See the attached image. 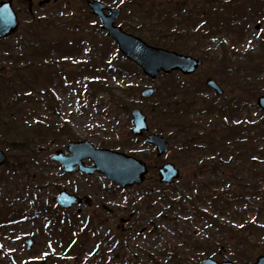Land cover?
Returning <instances> with one entry per match:
<instances>
[{
    "label": "rangeland",
    "instance_id": "374dc122",
    "mask_svg": "<svg viewBox=\"0 0 264 264\" xmlns=\"http://www.w3.org/2000/svg\"><path fill=\"white\" fill-rule=\"evenodd\" d=\"M42 1L44 0H32L31 2L27 0V4L19 11V30L6 40L0 41V114L2 113L0 115V148L8 158L6 163L9 162L10 165L0 166V222L7 215L10 218V221L5 222L8 229L2 230V235H0V264H22L26 260H43L45 255L52 254L55 249L47 245L48 240H51L55 247L62 249L61 242L64 241V246L67 245L68 237L74 236L70 235L71 231L80 226L74 220V213L77 211L81 212V223L86 225L87 220L93 218L96 222L94 226L101 229L103 236L107 237L110 231L118 236L113 229L120 223L121 215L109 224L108 222L104 224L105 217L109 214L103 208L106 207L107 212L114 210L120 214L123 210L124 217L127 218L130 204H128V199L125 200V195L117 189H109L111 185L99 174L90 179L83 178L81 174L67 175L57 163L51 160V156L56 151L66 152L68 142L75 140H89L99 148L114 150L122 148L123 152L137 153L138 158L146 161L155 174L151 173L149 176L148 184L150 185H154L156 179L158 181L159 167L170 162L181 170V177L176 182L179 187L186 184L188 189L191 188L190 192L197 194L199 187L206 189V184H208L209 188L206 189L208 194L212 190L214 194H227L222 200L223 203L220 201L217 205L220 208L218 211L213 209L215 202L211 200H206L202 204L207 210H210L209 205H211V214H215L213 217L218 218L220 220L218 222L222 225L228 226L223 228L222 236L217 235V231L210 228L206 219L199 220L193 214L176 216L169 214L166 218H160L145 212L144 216L148 217L147 222L140 220L138 215L135 216L130 224L126 225L129 231L125 229L124 232L132 237L129 244L138 246L142 250L141 253L138 252L137 257L145 258L144 252L156 254L162 248L157 238L151 234L150 223L158 229L162 238L182 255V258H189L192 254L189 247L193 242L208 241L211 239V234L215 235V240L223 242L219 252L229 259L244 263L255 261L257 257L264 255L263 164L255 162L251 165L244 160L240 168L234 170L232 166L225 167L221 169V173L214 175L210 169L214 155H211L209 151L202 156L205 163L199 161L196 165L190 163L187 165L182 164L185 163L184 158L187 156L177 155L180 145L176 142L170 140L171 151L159 158L153 154L154 150L143 145L140 139L138 141L136 139L137 142L130 140L132 127L130 110L135 106L147 114L152 132H158L160 129L164 136L169 138L174 131H179L181 123H190V118L197 121L204 119L201 117L202 114L193 112V110H189L187 116L179 112H175L178 114L175 116L172 111H169L173 109L172 106L164 111L156 107V102L160 100L164 107L170 106L175 98L174 93L180 92V89L186 94L192 93L191 90L195 88L193 87L195 83L179 88L178 84L182 80H199L203 84L211 77L219 83L222 82L225 95L228 94V90H234L236 84L239 87L242 80L234 78L238 76L236 71L240 67L237 60L247 51L256 52L259 37L264 33V19L256 18L260 11L259 5H255L253 0H242L243 2L239 3L235 0V4L247 3L257 9L251 11L250 15L245 9L241 11L239 18L235 15L221 17L230 26L233 18L241 20V18L245 19V15L248 21L243 24L248 23L245 28L247 34L244 29L241 37L240 28H237L238 24H233L234 28L229 29L233 33L227 29L218 36L219 39L200 41L198 33H195V29L199 28L198 20L203 19L200 14L211 16L215 13L213 10L217 8L223 13L234 12V8H230L231 3L223 4L222 0L221 2L217 0H153L148 2L144 0L142 7L136 8L134 4L137 3H133V0H102L108 4L109 9L114 7L122 9L118 24L125 31L145 40L156 35L160 40L164 39L168 42L167 45H173L177 50L185 48L187 55L201 58L204 61V65L192 76L173 72L169 75L161 74L155 80H151L142 73L140 68L136 70L122 55L118 56L120 53L116 45L114 46L105 31L101 30L100 21L92 15L88 6L91 0H57L56 2L51 0L50 3L40 6L39 3ZM199 1L207 6L204 10L200 9V13L198 5L203 4ZM174 3L180 8L173 10ZM17 5L14 0L16 10ZM212 5L214 8H210ZM30 6H32V14L27 11ZM160 8L163 9L156 17L148 16V22H152L155 29L150 30L147 26L141 27L145 23L140 19L142 16L140 11L146 9L145 16H147L151 11H158ZM165 8L170 15L174 11L175 15H171V18H175L179 14L177 11L183 9L181 18L162 22H160L162 18L156 20L158 15H165ZM35 23H38L39 29H37L36 38H33L25 28ZM207 25H210L213 30L221 29L216 19ZM257 25H260L258 29ZM219 41L223 43L222 47L226 55L219 56L221 46ZM68 42L73 46L71 49L77 47L81 49L73 54L63 53V50L67 49ZM50 43H56L58 47L46 50L45 48ZM35 45L40 48L32 51L29 46L34 47ZM262 53L263 51L251 54V60L247 57L244 61L245 66L252 65L256 56L264 58ZM76 59L82 62L95 61L96 64L104 65L106 68L111 65L110 68L101 71L103 74L101 77H105L104 82L98 83L99 72H87L83 65L74 66L72 61ZM257 65L258 71L262 69L261 74L264 75L263 66L260 65L261 68H259V63ZM94 77L96 80L90 81ZM151 86L158 88V94L149 99H141L140 91ZM202 89L204 91L203 87ZM242 91L244 93L235 94V98L242 100L248 97L247 94L264 95V84H260L255 89L242 86ZM206 93L212 98L216 97L210 91ZM191 98L195 101L207 99L204 93ZM15 99L18 103L15 111H12L9 109L8 101ZM123 103L126 107L121 110L118 104ZM218 103L220 106L221 100H218ZM127 107L128 110H126ZM223 111L225 115L228 114L226 110ZM209 113L214 115L215 111L210 109ZM243 116L254 120L253 123H248L250 133L253 129L256 131V127L260 128L261 123L258 122L264 119L263 112L257 107L248 108ZM235 118L231 117V123H234L237 119ZM225 119L231 121L230 117L220 118L216 128L218 134L219 132H222V135L225 134L222 130V124L224 126L227 124ZM244 128H247L246 125ZM208 132V126L206 129L204 127L200 129L202 138L198 136L199 139L191 144L187 159L197 154L199 148L205 147L201 146L204 145L201 142L205 141V133ZM212 146V150L214 148L220 150L219 147ZM234 148L236 149V146ZM238 151L240 154L247 152V150L244 152L243 148ZM19 160L20 164H18ZM84 163L89 165L90 161L85 160ZM247 168L250 172L256 171L258 177L250 180L245 176ZM190 179L191 182H189ZM63 189L81 196H89L94 203L91 207H82L80 210L75 207L65 215L53 205L54 198ZM130 190L132 191L129 197H139V193L134 188ZM235 193L245 194V200L239 202L237 200V203L235 199L229 200V197L232 198ZM99 196L104 199L99 200ZM231 203V207L228 208L227 204ZM47 210H51V220L41 216ZM20 211L29 215L18 218ZM61 218H69V225L63 223ZM244 223L252 226L244 227ZM49 227L53 230L48 231ZM60 227L62 230H59ZM142 228L145 230L139 233ZM28 236H33L36 240V245L30 252L27 251L25 244ZM93 237L91 236L90 241L92 242L89 241L86 247L87 253L94 247ZM106 249L107 260L79 258V256L77 258H57V260L67 261L68 264H131L126 259H122L126 258V255H122L123 252L119 250L116 240L110 242ZM74 252L77 253L75 247ZM58 253L64 254L63 251ZM80 253L86 255L85 252ZM33 256L38 258H30Z\"/></svg>",
    "mask_w": 264,
    "mask_h": 264
},
{
    "label": "water",
    "instance_id": "95a60500",
    "mask_svg": "<svg viewBox=\"0 0 264 264\" xmlns=\"http://www.w3.org/2000/svg\"><path fill=\"white\" fill-rule=\"evenodd\" d=\"M94 14L98 15L102 22L103 28L108 30V34L116 40L120 51L126 55L128 59L143 68L144 73L156 78L159 72L164 71L170 73L174 70H182L186 74L195 71L201 65V61L171 52L162 48L149 46L140 38L134 37L122 31L120 27L115 26L116 19L120 15V9H113L110 16H106L103 11L106 5L100 1H94L90 4ZM18 26L17 16L12 9V2H2L0 6V39L8 37L16 31ZM209 86L215 89L219 94L222 90L214 81L208 82ZM155 93L154 89H148L143 92V96H149ZM259 105L264 109V97L259 99ZM135 127L134 134H142L143 130H147L146 117L140 110L132 111ZM148 142L155 145L158 154L162 155L167 151L168 144L164 138L157 135L149 136ZM69 151L71 156L65 157L62 153L53 156V159L60 161L67 171H74L73 165L77 164L78 170L87 174L100 172L105 174L108 179L118 183L121 187L141 184L148 170L146 165L124 154L112 152L109 150H96L88 143H74L70 145ZM83 158H91L94 166L85 167L82 164ZM6 157L0 150V165L4 163ZM161 182L172 183L177 178V171L171 165L164 166L161 169ZM58 203L64 207H70L73 203H83L82 200L68 196L62 192L57 199ZM203 264H215L208 260ZM256 264H264V257H260Z\"/></svg>",
    "mask_w": 264,
    "mask_h": 264
},
{
    "label": "trees",
    "instance_id": "16d2710c",
    "mask_svg": "<svg viewBox=\"0 0 264 264\" xmlns=\"http://www.w3.org/2000/svg\"><path fill=\"white\" fill-rule=\"evenodd\" d=\"M145 1H147V0H145ZM142 2H144V0H138V2H137V8L142 7V4H143ZM198 9L204 10V7H198ZM152 12H153V14H156L157 13V10L151 11L147 15L150 16L152 14ZM167 13L170 15V12L169 11ZM140 14H142V16L140 17V19H142L143 23H145V25L148 26V27H150L151 29H155L154 28L155 25H153L152 22H148V19L149 18H147L144 15V14H146V9H142L140 11ZM171 15H175L174 11H172V14ZM160 18H162L160 22H162V20L165 21L166 19H170L169 17L166 18L164 16L158 15V17L156 18V20H159ZM33 27H34V25H31L30 28H27V31L31 32V35L36 36V33H34V32H37V27L38 26H36L34 28ZM148 39H149V41L152 44H155L157 46H163V47H166V48H170V49L177 50L175 48V46H173V45H167L168 42H166L164 39L160 40V38H158L156 35L155 36H151ZM29 48L32 51H36L40 47H37V46H34V47L33 46H29ZM179 50L180 51H185L187 53V50L185 48H180V49H178V51ZM97 69L100 70L99 67ZM259 126H260V128H262V130L259 127H256V131H257L256 138L250 136V132H248L245 129L244 130V133H243L244 135H242L240 138L236 137V139H235L234 142H230L229 143V145H235L236 146V149L233 147L234 148V151H232V153L230 154L231 156H235V161H234L235 163H231V161H230V162H228V165L229 166H232L233 167L235 165V168H236L239 165V164H237V160H241V158H237V157H239L238 156V150H241L242 148H243V151L244 152H245V150H247L246 153H243V158L246 161V163H250L251 165H254V162H255L254 161V158H255V159H257V160L260 161L259 163H261V164L264 165V127L262 125H259ZM225 139L226 140H231L230 139V136L229 137H226V138L221 137L220 140L226 141ZM220 143L223 145V143H225V142L220 141ZM20 163H21V161L19 160V163L18 164H20ZM6 165H9V162L6 163ZM219 165H220V162H216L215 164H213V168L215 169ZM220 166H222L224 168L225 167H228L227 164H221ZM14 168H17V167L14 166ZM12 170H13V168H12ZM28 215H29L28 213H25L24 214V212H21L20 211L17 216H18V218H24V217H26ZM3 220L5 222V221L10 220V218L7 215V216H5V218ZM22 264H68V262L67 261L59 262L57 260V258H44L43 260H37V261H34L33 259L31 261L30 260H26L25 262H22Z\"/></svg>",
    "mask_w": 264,
    "mask_h": 264
},
{
    "label": "flooded vegetation",
    "instance_id": "af4514ba",
    "mask_svg": "<svg viewBox=\"0 0 264 264\" xmlns=\"http://www.w3.org/2000/svg\"><path fill=\"white\" fill-rule=\"evenodd\" d=\"M134 259L136 260L138 258H134ZM205 259L206 258H157L156 260H154V258H143V263L144 264H199ZM212 259L216 260L218 263H222L228 260L229 258H212ZM257 259L258 258H256L255 261H250V262L249 261L244 263L239 262V264L255 263Z\"/></svg>",
    "mask_w": 264,
    "mask_h": 264
}]
</instances>
